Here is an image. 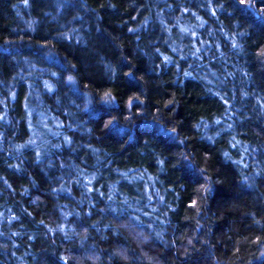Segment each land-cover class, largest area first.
<instances>
[{
  "label": "trees",
  "instance_id": "obj_1",
  "mask_svg": "<svg viewBox=\"0 0 264 264\" xmlns=\"http://www.w3.org/2000/svg\"><path fill=\"white\" fill-rule=\"evenodd\" d=\"M0 264H264V0H0Z\"/></svg>",
  "mask_w": 264,
  "mask_h": 264
},
{
  "label": "snow or ice",
  "instance_id": "obj_2",
  "mask_svg": "<svg viewBox=\"0 0 264 264\" xmlns=\"http://www.w3.org/2000/svg\"><path fill=\"white\" fill-rule=\"evenodd\" d=\"M25 3H27V0H25ZM240 3H242V4L245 3V0H240ZM249 3H251V0H249ZM71 79H72V77H69V80H71ZM105 98L109 102L112 100V97L110 96L109 93H105ZM109 123H111V121ZM173 131H175V129H173ZM233 146H235V145H233Z\"/></svg>",
  "mask_w": 264,
  "mask_h": 264
},
{
  "label": "rangeland",
  "instance_id": "obj_3",
  "mask_svg": "<svg viewBox=\"0 0 264 264\" xmlns=\"http://www.w3.org/2000/svg\"><path fill=\"white\" fill-rule=\"evenodd\" d=\"M184 40H185V39H184L183 36H181L180 39H179L180 42H182V41H184ZM191 43H192V42H191ZM34 134H35V136H36V135L38 136V134H37L36 132H35ZM36 138H37V137H36Z\"/></svg>",
  "mask_w": 264,
  "mask_h": 264
}]
</instances>
